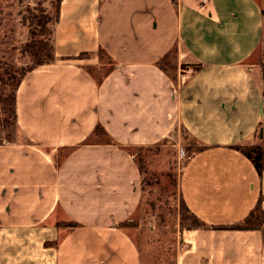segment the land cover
Returning a JSON list of instances; mask_svg holds the SVG:
<instances>
[{"label": "crops", "instance_id": "crops-1", "mask_svg": "<svg viewBox=\"0 0 264 264\" xmlns=\"http://www.w3.org/2000/svg\"><path fill=\"white\" fill-rule=\"evenodd\" d=\"M53 44L17 90L22 139L0 145V264H142L133 151L189 141L180 197L211 228L180 230L176 264H264V217L229 229L264 211L237 149L264 144V0H63Z\"/></svg>", "mask_w": 264, "mask_h": 264}, {"label": "rangeland", "instance_id": "rangeland-1", "mask_svg": "<svg viewBox=\"0 0 264 264\" xmlns=\"http://www.w3.org/2000/svg\"><path fill=\"white\" fill-rule=\"evenodd\" d=\"M54 4L55 0H0V145L22 139L11 114L13 81L35 61L24 52L32 30L38 34L37 41L50 40L52 44L53 35L50 39L49 33L53 32L56 20L48 17L56 18ZM45 16L50 22L42 28L38 21ZM100 58L99 65L90 67L98 79L113 68L107 56L102 53ZM186 144L190 148L183 149L182 153L175 148L133 151L144 165L145 197L142 210L138 211L128 231L141 250L142 264H176L179 232L195 226L194 217L183 205L177 181L178 168L198 149L193 142Z\"/></svg>", "mask_w": 264, "mask_h": 264}, {"label": "trees", "instance_id": "trees-1", "mask_svg": "<svg viewBox=\"0 0 264 264\" xmlns=\"http://www.w3.org/2000/svg\"><path fill=\"white\" fill-rule=\"evenodd\" d=\"M62 1L63 0H55L54 6L56 9V18L48 17L49 20H51V21L56 20V23L59 21L60 8H61ZM45 18H46V16L44 18H40L38 21V24L43 26L42 28H44V26L48 22H50L48 19H45ZM31 34H32L31 40L26 44L24 52L26 54H30V56L32 58H34L35 61L32 64L27 66V68L23 71V73L21 74V76L19 78H16V80L13 81V84L15 87L14 88L15 93L11 99V114H13V116L15 117L16 124H17L16 95H17V90H18L20 84L22 83L24 78L29 73L33 72L35 69H37L41 66L49 65L54 61L53 41H52V44H51L50 40L46 41V40L40 39L39 41H37V35L38 34L35 33L33 30L31 31ZM52 35H53V32L49 33L50 39H51ZM102 53H103V51H102ZM162 68L164 70H167V67L164 65H162ZM90 69L91 68H89V71L91 72ZM12 105H13V108H12ZM237 149L254 164L258 174L261 176L264 172V144L260 145V146L259 145H252V146L238 147ZM143 166L140 164V169L142 172L144 169ZM183 205L186 208V210L189 211L184 202H183ZM262 215L264 217V211L262 210L261 206L258 205L255 208V210L250 214V216L243 223L236 225V226L229 227V229L244 230V229L257 227V226H254L253 224H256L255 222L259 221V219L262 217ZM192 216L194 217L193 219L195 220V228H211L208 225H206L205 223H202V221H200L193 214H192Z\"/></svg>", "mask_w": 264, "mask_h": 264}]
</instances>
